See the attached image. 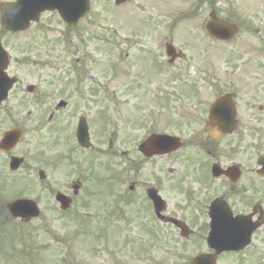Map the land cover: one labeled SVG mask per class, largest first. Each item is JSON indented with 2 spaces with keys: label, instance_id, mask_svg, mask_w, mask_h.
I'll list each match as a JSON object with an SVG mask.
<instances>
[{
  "label": "flooded vegetation",
  "instance_id": "flooded-vegetation-1",
  "mask_svg": "<svg viewBox=\"0 0 264 264\" xmlns=\"http://www.w3.org/2000/svg\"><path fill=\"white\" fill-rule=\"evenodd\" d=\"M2 1L0 0V3ZM206 4L209 5L208 2ZM45 14L48 13H42L40 21L32 24L39 26V33L32 35L35 39L46 38L47 28L43 21ZM220 14L224 15L225 12H219L218 21L235 22L239 26L236 38L248 32H255L252 22L249 23L247 18L237 15L235 18H223ZM165 18L157 17L156 21L161 22L166 20ZM166 21L174 24L172 19ZM23 34L25 33H12L0 28V39L11 40ZM153 34L155 33L132 32L125 35L127 48L124 49L125 57L122 59V76L125 79L122 82V101L126 107L125 114L120 115V99L114 95V74L111 80L102 82L101 86H98L97 82L90 83L89 86L93 87V90L91 88L88 95L82 92L76 101L60 98L52 105L49 103L46 118L44 112L29 113L33 119L38 117L33 126L41 128L40 130L46 129L48 133L44 150L48 149L49 144H57L62 150L63 154H59L53 162L54 169L60 176L57 177L56 172L51 176L50 171H47V164L51 162L50 158L43 157L46 153L44 150L41 151L46 167L42 166L36 170L32 166V157L26 152L28 145H22L25 133L21 128L19 143L13 147L7 145L0 150V228L7 226L11 219L14 220L15 227L18 223L23 225L42 220L41 216L29 221L15 219L11 211L13 203L19 197L32 196L28 192L33 189V181L39 183L45 191L47 202L44 210L47 216L58 214L61 219L74 217L76 220L81 208L87 206L86 203L82 204V192L87 177L83 174L85 162L80 154L87 155V161L91 164L94 159L97 162L98 153L103 154L104 150H97L100 144L99 139L92 135L93 126L99 125L98 117L101 116L100 122L104 119L105 132L106 119L115 117L109 127L112 132L107 145L111 157L117 154L122 157L128 153V150L118 149L121 139L117 135V128L120 126L124 129H130L131 126L133 129H140L143 134L140 143L154 133L186 137V140L183 141L182 149L166 154L165 157L170 158L166 162L156 160L162 155L148 158L141 154L142 162L137 164L136 171L142 172L146 169L145 165L150 166V180H130L126 176L127 168L118 169L116 172L111 170L110 175L103 179L101 176L91 177L92 185L96 186L93 194L95 200L102 190L98 183L105 185V190L108 191L105 206L112 219L122 218V221H126V211L133 205L134 194L138 191L142 205L139 202L134 209L140 211L141 216L145 215L154 220L152 223L142 224L140 229L155 233L149 236V241L155 243L157 251H160L158 262L168 264L170 258L179 255L190 264L199 254H212L216 264H264V164L261 163L264 157V47L253 48L244 45L243 48H226L225 42L213 41L219 46L217 57L222 60L223 65L222 70L218 71L210 64V39L207 33V43L201 54L202 64L197 67L189 64L187 55L180 49H176L175 57L168 55L167 44L171 43L172 39L165 40L162 47L153 44L143 48L142 46L147 45L144 41L149 44ZM142 37V41L138 42L137 39ZM28 46L31 45L27 44L29 50ZM133 52L135 56L131 58ZM137 65L139 69L135 71L133 67ZM10 66L7 74L10 77L16 76L14 69L17 66ZM79 68L81 74H84L82 77L88 71L93 77L89 66L80 65ZM20 83L19 79L6 101L0 105V121L2 119L3 122H0V141L6 130L19 128L10 122L17 119V116L15 106L9 107L8 102L15 100L10 95L14 90H20ZM146 85L156 87V99L139 102L135 107L139 115L135 119L138 123L136 124L130 120L129 104L132 103L133 97L131 94ZM25 88L35 92V88L31 89L29 83ZM162 89L161 98L158 94ZM99 92L106 95L98 96ZM199 96L201 99L194 102ZM48 98L43 95L42 104ZM220 98L224 101L220 106L219 115L215 114L218 119L213 115L211 108ZM34 102L41 101L35 99ZM98 103H101L103 112H98ZM117 115L121 118L116 117ZM86 125L89 131V147H83L77 136L78 130L84 131ZM65 130L71 134L65 135ZM80 132L83 135V132ZM101 147H105V144ZM186 148L191 149L178 154ZM29 149H32V146ZM14 156L21 158L17 169H12L10 165ZM179 158L182 159L178 160ZM58 159L62 163H57ZM109 165L107 160V168ZM151 165L154 168H151ZM213 165L218 167V176L212 175ZM58 168L60 169L57 170ZM131 168L135 169V165L132 164ZM8 187H16V192L8 194ZM170 190L177 192L176 200L170 197ZM150 191L165 196V200L154 203L148 197ZM59 194L65 196L64 202L58 199ZM102 205L99 203V206ZM156 213H161V217ZM167 217L179 218L186 223V237L181 235V229L167 220ZM211 232L215 234L213 240ZM230 239L234 240L233 248L229 244L220 247V240L228 242ZM222 248L225 249L221 250Z\"/></svg>",
  "mask_w": 264,
  "mask_h": 264
},
{
  "label": "rangeland",
  "instance_id": "rangeland-1",
  "mask_svg": "<svg viewBox=\"0 0 264 264\" xmlns=\"http://www.w3.org/2000/svg\"><path fill=\"white\" fill-rule=\"evenodd\" d=\"M208 2L210 1L208 0ZM215 5L221 11L227 13V9L230 7L232 13H236L237 16L247 18L249 22H252V26L255 29L253 33L248 32L240 35L232 41V44L226 45V48L237 46L243 48L245 47L244 45L253 48L264 47V0H215ZM119 6L115 7L114 0H93L90 17L74 29L67 28L55 14H47L43 19L47 28L45 34L47 37L45 40H41L38 37L35 39L32 36L39 33V26H33L25 34L8 40L7 48L15 58L12 68L13 66H17L14 70L21 76L20 90H14L10 96L14 97L15 100L8 102L9 107L15 106L14 109L17 116V119L11 120L10 122L24 130L25 138L22 145L24 147L28 145L26 152L32 157V166L36 170L42 166H44L43 168L46 167L43 157L50 158L51 163L47 164V171H50L51 176H54L56 172V176L59 177L60 174L55 171L53 162L56 161L59 154L62 155L63 153L57 144H49L48 149L44 150V142L46 141L48 133L46 129L39 130L41 128L33 126L38 117L33 119L29 113L35 114L39 109L38 113L44 112L46 118L47 109L50 107L49 103L52 105L58 102L60 98H65L66 100L71 98V100L76 101L80 98L79 94L82 92L88 95L91 88L93 90V87L89 86L90 83H100L107 79L110 80L109 73L111 70L110 65L107 63L109 56L106 53L108 36H105V34L110 32L111 29H115L117 33V38L114 40L116 45L113 46L114 54L110 55L114 60L123 59L122 54L124 53L121 51L118 54L117 50L127 48L124 41L125 35L132 32H151L155 34L152 35L149 44L144 41L147 44L144 48L153 44L162 47L165 40L172 39L175 47L187 55L189 64L195 67L198 64H202L201 54L207 43L205 23L208 20L210 10L213 8L210 4L208 6L207 4L203 5L202 0H128L125 4ZM227 13L222 17H227ZM183 14L186 17L183 18ZM143 17H169L173 21H176L172 26L171 23H166L165 21L158 22V24L155 21H142L141 18ZM126 22L133 24L127 25L128 23ZM134 26L137 28H134ZM157 34L159 35L157 36ZM63 35L67 36V38L64 39L62 37ZM79 35L83 36V41L79 40ZM142 39L143 37L137 40L141 42ZM26 44L31 45L28 46L30 49L27 54L24 53L25 49H23V46ZM209 46L211 51L210 64L214 65L218 71H221L223 67L222 60L217 57V49L219 46L212 43V40ZM133 56H135V52L132 53L131 58ZM99 59L100 61H98ZM79 60L81 64L85 60L94 62L92 63V68H89L92 70L93 77L89 74V71L82 77L83 73L81 74V69L78 65ZM28 61H32V63ZM133 69L137 71L139 66L137 65ZM113 73L116 75L114 79L116 83L113 84V87L117 88L116 96H119L120 99V115H122L126 111L125 103L122 101L124 98L122 82L125 79L121 71L118 73L113 71ZM27 83H33L35 85V92L33 94H28L25 88ZM48 91L51 93H48ZM37 94H43L49 98L43 104L33 103L34 97ZM156 94V87L154 85H146L143 89L132 91V103L129 104L130 120L132 122L138 124L135 119L139 115L135 107L139 105V102L156 99ZM97 95L104 96L99 93ZM158 96L163 97V89ZM13 101H16V103H13ZM101 106V103L97 104L98 110ZM82 108L84 109V106ZM119 117L121 118V116ZM119 123L121 124V122ZM103 124L104 119L99 122V125L94 124L92 129L93 137L99 139L100 145L97 148L98 151L106 150L105 147L101 146L102 144L107 145L106 134L103 132ZM117 129V135L121 139L118 149L127 148V155L120 157L117 154V156L114 155L111 157L109 152V154L103 153L98 157L97 162L94 159L91 164L87 161L89 158L87 155L80 154L81 159L85 162L84 164L82 162L83 174L87 177L82 192V204L85 201L88 202L87 207L83 206L80 213L81 215H85L86 219L84 220L82 218L81 221L79 219L76 222V227L72 224L61 226L60 223L62 221L59 222L57 216L51 215V217H48L45 212L41 216H44L43 218H46L47 221L50 219L48 224H44L42 221H36L35 223L24 224L22 227H15L10 222L7 226L0 228V264H75V261H79L78 263L81 264H116L113 256L120 258V261L123 260V264L125 261L132 264H160L157 261L159 259L157 255L160 251H157V255L151 261H137L133 259V255L138 254V252L148 253L155 249V243H149V235L145 230L140 229V220L146 219L147 217L145 215L141 216L139 214L140 211L137 212L134 209L135 206L139 205V202L142 205L138 191L134 194L133 205L126 211V215L129 216L128 221H122V218L115 219L117 221L113 225L115 230L99 233L104 240L102 241L103 243L98 242L99 235L97 236L95 226L108 225L102 223V221H98L99 215L100 218L101 215L106 216L105 213H98L100 212L99 203H101L100 201L106 203L108 196L106 194V197L102 196L101 199H97L98 204L91 202L85 196L86 194L89 195L92 187V171L96 172V176H101L103 179L110 175L111 170H115L116 172L118 169L127 168L128 172L126 176L130 180L151 179V175H148L150 166L147 167L145 165L146 169L142 172L136 171V166L137 164H141L142 157L134 151L132 144H135L139 140L142 131L136 128L133 129L132 126L130 129H124L122 126ZM66 134H71V132L65 130ZM50 135H48L49 139L51 138ZM30 146H32V149H29ZM190 149L188 148L186 150ZM41 150L46 151L43 157V151ZM105 159L109 160L110 165L108 168L102 164V161ZM181 159L179 158L178 160ZM61 160L58 159L57 163H62ZM156 160L166 162L170 158L160 156ZM152 161L155 160L152 159ZM57 163L56 166L59 167ZM134 163L137 164L135 165V169H132L131 165ZM75 165L77 166L78 164L75 163ZM151 168H154V166L151 165ZM33 182L36 183V181ZM34 186V191L30 194L38 200V205L42 212H44L43 207L47 202V196L45 195V191L42 190L41 185L35 184ZM14 188L16 187H8V194L16 192ZM106 192L108 193V191ZM170 194V197L174 200L178 198L176 191L170 190ZM117 224H121V229L117 227L119 226ZM83 225H89L87 233L84 232L83 228L85 227ZM128 225H130L128 228H123ZM78 231L80 232L79 234H77ZM72 236L74 238L77 237L74 239L71 238ZM65 238L66 243L64 242ZM143 243L146 244V250H142L144 248ZM61 247L64 249H61ZM61 251L63 252L61 253ZM73 255H76L79 259H73ZM63 256H65L64 260L62 259ZM186 263L187 260L179 255L175 258H170L168 262V264Z\"/></svg>",
  "mask_w": 264,
  "mask_h": 264
},
{
  "label": "water",
  "instance_id": "water-1",
  "mask_svg": "<svg viewBox=\"0 0 264 264\" xmlns=\"http://www.w3.org/2000/svg\"><path fill=\"white\" fill-rule=\"evenodd\" d=\"M26 1L28 0H19L21 4L17 5V7L15 6L16 3L15 4L8 3L4 6L2 5L1 8L4 13L3 24L6 27H15L17 29L25 28L29 24L30 16L33 15L35 12H37L38 9L42 10V8L39 7L30 15L29 14L30 9H28L29 6L26 5ZM48 1H50V3H48L45 7L52 10L54 9L58 10L62 15V17L65 18L66 20H71L66 16V13H68L69 9L75 8L78 10L75 15L71 16L74 19H78L88 9V2H89V0H76V5H75L72 2L74 0H48ZM207 27L212 34L218 37L229 38L232 33V29L227 28L226 30H222L221 28L224 27L221 24L219 25L213 22H210L207 25Z\"/></svg>",
  "mask_w": 264,
  "mask_h": 264
}]
</instances>
